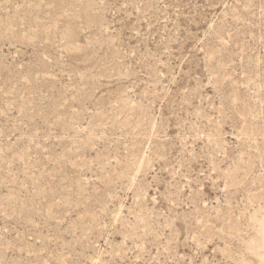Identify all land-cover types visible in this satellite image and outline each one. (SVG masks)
Segmentation results:
<instances>
[{
  "label": "rangeland",
  "instance_id": "rangeland-1",
  "mask_svg": "<svg viewBox=\"0 0 264 264\" xmlns=\"http://www.w3.org/2000/svg\"><path fill=\"white\" fill-rule=\"evenodd\" d=\"M0 264H264V0H0Z\"/></svg>",
  "mask_w": 264,
  "mask_h": 264
}]
</instances>
